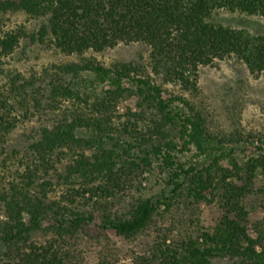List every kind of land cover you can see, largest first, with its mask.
<instances>
[{"label": "trees", "instance_id": "1", "mask_svg": "<svg viewBox=\"0 0 264 264\" xmlns=\"http://www.w3.org/2000/svg\"><path fill=\"white\" fill-rule=\"evenodd\" d=\"M12 9L39 27L29 35L21 28L0 33L2 56L29 38L50 41L79 60L54 65L42 79L14 75L0 84V264H84L89 209L100 229L126 241L153 229L143 253L129 252L137 264H213L219 258L264 264L262 223L255 225L257 235L241 231L257 180L262 186L256 192L264 194V134L214 132L190 103L184 102L190 115L172 107L175 99H165L162 87L136 64L107 66L86 57L120 43H143L152 69L186 89L195 86L200 67L233 55L260 75L264 37L213 18L224 10L264 18V0H19ZM132 97L148 121L139 115L116 122L120 104ZM33 123L25 135L30 154L17 168L19 151L10 135ZM193 148L210 163L185 168L176 162V151ZM154 159L171 170L170 195L131 197ZM187 201H219L240 215H223L208 227L192 216L185 227L164 224Z\"/></svg>", "mask_w": 264, "mask_h": 264}, {"label": "rangeland", "instance_id": "2", "mask_svg": "<svg viewBox=\"0 0 264 264\" xmlns=\"http://www.w3.org/2000/svg\"><path fill=\"white\" fill-rule=\"evenodd\" d=\"M17 2L19 0H0V33L20 28L27 35L37 31L39 21L28 19L23 12L13 11L12 6ZM213 19L217 25L243 31L254 38L264 37V18L261 16L224 10L215 13ZM150 54L146 44L120 43L103 53L89 52L86 57L93 56L107 66L116 63L136 64L145 75L150 76L162 87L165 99H175L172 107L176 106L182 114L190 115V110L184 102L190 103L196 112L207 119L209 129L214 132L221 135L240 132L244 137L264 134V72L260 75L252 74L245 62L233 55L217 59L212 65L200 67L199 75L194 82L195 86L186 89L165 74L155 72L151 66ZM78 60L79 57L66 56L58 52L50 41L41 45L32 43L29 38H23L12 55L4 57L0 54V84L14 75H20L25 79H42L46 76L45 71L51 70L54 65ZM87 78L91 79L89 75ZM139 115L143 114L137 99L132 97L120 104L116 122L124 123L128 118L133 120ZM143 118L148 121L145 115ZM36 125V123L26 124V127L18 128L10 135L9 143L20 153L16 155L17 159L14 163L17 168H19L20 158L26 156L28 152L29 143L25 135H28L31 128ZM257 141L255 140L254 143H258ZM179 147L181 148L182 144ZM133 153L139 154L135 149ZM175 156L176 162L185 168L195 162H204V165L210 163V160L204 159L194 148L190 151H176ZM9 163L10 168L14 169L12 161ZM150 168L143 174L140 190L134 189L129 193L131 197L157 200L164 195H170L173 189V186L169 185L171 170L166 168L162 161L156 159L152 161ZM4 170L0 162V173ZM261 186L262 182L257 180L255 192L249 196L247 203L249 216L242 222L243 234L257 235L259 232L256 231L255 225L260 223L264 231V194L257 193ZM189 204L191 203L187 201L179 208L175 206L174 212L168 215L164 224L169 225L175 221L185 227V222L192 216L194 219H200L203 226L208 227L216 220L222 219L223 215L233 218H238L240 215L231 207L220 206L219 201L212 205L205 202L193 204V206ZM86 219L89 224L85 231L91 238V244L84 264H137L129 252L133 250L143 253L151 245L155 236L153 229L150 228L140 234L136 240L126 241L115 232L100 229L99 219L91 209L87 212ZM180 220L182 222H179ZM213 264H232V262L227 258H219L214 260Z\"/></svg>", "mask_w": 264, "mask_h": 264}]
</instances>
